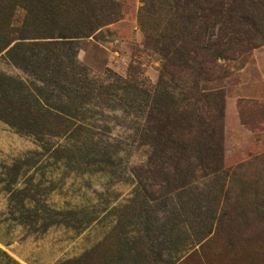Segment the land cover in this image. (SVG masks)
I'll return each instance as SVG.
<instances>
[{
    "label": "rangeland",
    "instance_id": "rangeland-1",
    "mask_svg": "<svg viewBox=\"0 0 264 264\" xmlns=\"http://www.w3.org/2000/svg\"><path fill=\"white\" fill-rule=\"evenodd\" d=\"M106 2L0 0V264H264V0Z\"/></svg>",
    "mask_w": 264,
    "mask_h": 264
},
{
    "label": "trees",
    "instance_id": "trees-1",
    "mask_svg": "<svg viewBox=\"0 0 264 264\" xmlns=\"http://www.w3.org/2000/svg\"><path fill=\"white\" fill-rule=\"evenodd\" d=\"M108 2L111 3V0H108ZM108 2H106V4H108ZM84 3L86 4V2H84ZM110 5L112 7V6H114V3H112ZM99 10L101 11L102 9L99 8ZM208 54H210V53H208ZM208 54H202V55H203V57H207ZM213 54H214V57H216V58H225L224 55H222L221 53H216L215 50H214ZM210 56H211V54H210ZM163 73H166V67H165V69H163ZM205 80H209V79H205Z\"/></svg>",
    "mask_w": 264,
    "mask_h": 264
}]
</instances>
